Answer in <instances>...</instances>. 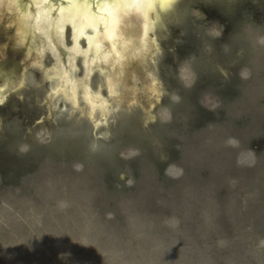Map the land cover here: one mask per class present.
I'll list each match as a JSON object with an SVG mask.
<instances>
[{"label":"rangeland","instance_id":"1","mask_svg":"<svg viewBox=\"0 0 264 264\" xmlns=\"http://www.w3.org/2000/svg\"><path fill=\"white\" fill-rule=\"evenodd\" d=\"M143 44L52 97L0 21V264H264V0H156Z\"/></svg>","mask_w":264,"mask_h":264},{"label":"water","instance_id":"2","mask_svg":"<svg viewBox=\"0 0 264 264\" xmlns=\"http://www.w3.org/2000/svg\"><path fill=\"white\" fill-rule=\"evenodd\" d=\"M155 4L156 0H0V21L17 47L57 61L55 71L61 63L102 62L134 51L145 41ZM156 11L161 19V7ZM143 56H132L116 73L135 68ZM2 79L0 90L7 92L6 98L23 81L22 76L17 81ZM53 80L59 89V80Z\"/></svg>","mask_w":264,"mask_h":264},{"label":"bare ground","instance_id":"3","mask_svg":"<svg viewBox=\"0 0 264 264\" xmlns=\"http://www.w3.org/2000/svg\"><path fill=\"white\" fill-rule=\"evenodd\" d=\"M143 43L137 48V49H135L134 51H132L131 53H129L128 55H126V56H124V57H122V58H118V59H113V60H108L107 62V64L106 65H104L103 66V68H107L109 71H111V66H113L114 67V69H116V68H118L119 66H122V64H126V62H127V60L129 59V58H131L132 56H139V51L143 48ZM141 56V55H140ZM92 64V63H91ZM90 64V62L89 63H85V67H86V75H85V78H84V80H83V84H86V82H88V80L90 79V77L92 76V74H93V72H94V70L98 67V64L95 66V67H93L94 65H91ZM121 64V65H120ZM124 64V65H125ZM69 65H70V63L69 62H66V65H64L63 63H61V66H62V70H63V68H64V70H63V72H64V74L62 73V75H63V77H62V75H61V77H62V82H61V79H60V86H59V89H58V91H56L55 92V95H53L52 97H55L56 95H58L59 93H61V94H63V92H59V90L62 88V86H61V83H62V85H64L65 84V82H68V78H69V73H70V77L72 78V79H74L73 78V76H74V72H73V70H71L70 69V67H69ZM59 68H60V65H59V67H58V70H57V78H58V76H59ZM0 78H1V74H0ZM59 79V78H58ZM8 80V79H7ZM7 84H13L14 85V83L13 82H10V83H8V81H7ZM21 84H22V81L21 82H19L17 85H16V89L17 88H19L20 86H21ZM6 91L5 90H0V101L2 100H5L6 99ZM1 101V102H2ZM93 101V100H92ZM103 104L105 105V102H103ZM90 108V107H89ZM98 108V107H97ZM96 108V109H97ZM96 109H89L90 110V112H91V114H94V112L96 111ZM99 109H101L102 110V107L101 108H99Z\"/></svg>","mask_w":264,"mask_h":264},{"label":"flooded vegetation","instance_id":"4","mask_svg":"<svg viewBox=\"0 0 264 264\" xmlns=\"http://www.w3.org/2000/svg\"><path fill=\"white\" fill-rule=\"evenodd\" d=\"M0 74H1V78L0 79L2 80L0 85H2L3 82H4L3 79H2V76H6V77H9V78L11 77L12 80H16V81H17L18 77L21 76L19 74V72L15 71L14 69H12L9 66H3V67L0 66Z\"/></svg>","mask_w":264,"mask_h":264}]
</instances>
